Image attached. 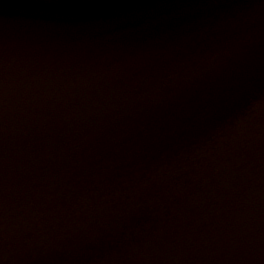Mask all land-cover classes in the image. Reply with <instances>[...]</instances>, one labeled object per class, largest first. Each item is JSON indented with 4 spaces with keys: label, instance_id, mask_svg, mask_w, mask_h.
<instances>
[{
    "label": "water",
    "instance_id": "1",
    "mask_svg": "<svg viewBox=\"0 0 264 264\" xmlns=\"http://www.w3.org/2000/svg\"><path fill=\"white\" fill-rule=\"evenodd\" d=\"M50 32L0 89V264H188L264 179V0H99Z\"/></svg>",
    "mask_w": 264,
    "mask_h": 264
},
{
    "label": "bare ground",
    "instance_id": "2",
    "mask_svg": "<svg viewBox=\"0 0 264 264\" xmlns=\"http://www.w3.org/2000/svg\"><path fill=\"white\" fill-rule=\"evenodd\" d=\"M97 1L41 0L39 5L30 8L26 19H33V25L28 28L23 26L21 34L19 30L11 32L26 37L24 42H21L20 35L13 40L9 35V38L4 39L5 42H0V89L30 75L26 52L34 39L51 33L56 25ZM2 12L7 13L5 9L0 10ZM2 27L3 30L7 28ZM260 230H264V179L220 216L203 222L198 233L189 238L192 239L189 244L182 246L180 253L175 256L180 262L188 264H264L263 247L257 250L255 245L254 249L250 242L252 235H259L256 241L262 240L264 233ZM248 251L252 252V259L237 254Z\"/></svg>",
    "mask_w": 264,
    "mask_h": 264
},
{
    "label": "rangeland",
    "instance_id": "3",
    "mask_svg": "<svg viewBox=\"0 0 264 264\" xmlns=\"http://www.w3.org/2000/svg\"><path fill=\"white\" fill-rule=\"evenodd\" d=\"M39 2L41 1L14 0L6 5L0 6L1 11L5 9L7 12V13L5 12L0 13V26L7 27L5 30H3L4 29L3 27L0 28V42L4 41V39H6V37H9V35H15L11 33L12 31L15 32L17 30H21L23 26L29 27L30 25H33V22H32L33 19H26V18L29 15L30 8H33L34 6L39 5L40 4ZM47 4H50V2H47ZM31 22L32 24H30ZM36 28L37 27L32 28L31 30L36 29ZM6 30L7 31L9 30V32L8 33L4 32ZM20 38H22L21 42H24V40L26 39V37H23V35Z\"/></svg>",
    "mask_w": 264,
    "mask_h": 264
},
{
    "label": "trees",
    "instance_id": "4",
    "mask_svg": "<svg viewBox=\"0 0 264 264\" xmlns=\"http://www.w3.org/2000/svg\"><path fill=\"white\" fill-rule=\"evenodd\" d=\"M7 1V0H0V2Z\"/></svg>",
    "mask_w": 264,
    "mask_h": 264
}]
</instances>
